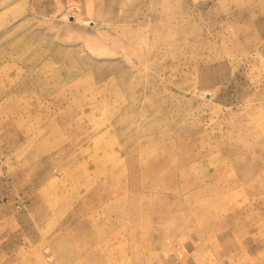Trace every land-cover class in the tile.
<instances>
[{
	"label": "rangeland",
	"instance_id": "rangeland-1",
	"mask_svg": "<svg viewBox=\"0 0 264 264\" xmlns=\"http://www.w3.org/2000/svg\"><path fill=\"white\" fill-rule=\"evenodd\" d=\"M0 264H264V0H0Z\"/></svg>",
	"mask_w": 264,
	"mask_h": 264
},
{
	"label": "bare ground",
	"instance_id": "bare-ground-1",
	"mask_svg": "<svg viewBox=\"0 0 264 264\" xmlns=\"http://www.w3.org/2000/svg\"><path fill=\"white\" fill-rule=\"evenodd\" d=\"M255 1H256V0H255ZM257 1H258V0H257ZM245 5H246V4H245ZM256 5L258 6L259 4H256ZM260 5H262V3H261ZM257 6H256V7H257ZM258 7H260V6H258ZM258 7H257V8H258ZM247 9H248V8H247ZM251 10H252V9H251ZM253 11H254V10H253ZM248 12H250V11H248ZM262 15H263V14H262ZM248 16H249V15H248ZM256 17H257V16H256ZM252 19H253V18H252ZM187 130H188V129H187ZM188 135H189V134H188ZM95 139H96V138H95ZM94 141H95V140H94ZM96 141H97V140H96ZM180 143H181V142H180ZM184 147H186V146H184ZM186 149H187V148H186ZM186 149H185V150H186ZM143 163H144V162H143ZM192 182H193V181H192ZM108 257H109V256H108ZM78 260H79V259H78Z\"/></svg>",
	"mask_w": 264,
	"mask_h": 264
}]
</instances>
